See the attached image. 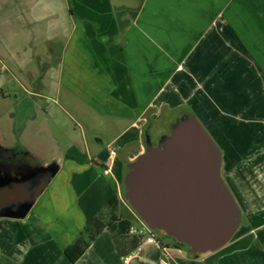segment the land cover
<instances>
[{
	"label": "crops",
	"instance_id": "crops-1",
	"mask_svg": "<svg viewBox=\"0 0 264 264\" xmlns=\"http://www.w3.org/2000/svg\"><path fill=\"white\" fill-rule=\"evenodd\" d=\"M6 83L53 103L84 152H62L26 218L0 225V264H264V0H0V90ZM187 117L221 151L241 212L232 238L191 254L148 232L121 257L103 231L70 262L65 249L119 180L122 189L120 159Z\"/></svg>",
	"mask_w": 264,
	"mask_h": 264
},
{
	"label": "water",
	"instance_id": "water-1",
	"mask_svg": "<svg viewBox=\"0 0 264 264\" xmlns=\"http://www.w3.org/2000/svg\"><path fill=\"white\" fill-rule=\"evenodd\" d=\"M219 147L194 118L125 166L121 196L151 232L186 245L191 254L214 252L237 231L241 212L221 174ZM58 171L35 173L0 186V219H25Z\"/></svg>",
	"mask_w": 264,
	"mask_h": 264
},
{
	"label": "rangeland",
	"instance_id": "rangeland-1",
	"mask_svg": "<svg viewBox=\"0 0 264 264\" xmlns=\"http://www.w3.org/2000/svg\"><path fill=\"white\" fill-rule=\"evenodd\" d=\"M7 84V83H6ZM24 101L22 103H33L37 108L35 109L36 120L31 126V131L28 132L25 142L28 143L33 148H41L45 153H48V150H51L58 156L62 157V152L69 149L71 145H76L81 148L84 152L83 139L81 138L80 131L75 129L73 122L62 112L60 111L53 103L45 102L43 100L34 99L31 96L25 94L23 91L19 90L14 83L10 85H5L0 90V115L5 114L11 110V106L16 102ZM7 114V113H6ZM160 135H167L169 133V126L163 123V119L156 123ZM36 132V133H35ZM43 137V141H38L37 137ZM75 140V142H74ZM159 139L153 143H159ZM75 143V144H74ZM129 148H136L135 144L131 145ZM138 149L135 150L132 160L133 162L138 156ZM123 152V151H122ZM128 152L124 151V154ZM115 153V152H114ZM112 158H117V154L111 156ZM122 157V156H121ZM120 168H125V162L120 159ZM103 174H108V171H103ZM118 182V181H117ZM121 182L119 180L116 193L120 195ZM137 217V216H136ZM138 218V217H137ZM134 219L133 228L136 231H140L145 238L148 237V232L150 230L138 219ZM9 224L8 220H2L0 225L7 227ZM138 231V232H139ZM155 235V234H154ZM161 236V235H160ZM156 237V235H155ZM167 239V238H166ZM169 240V239H167ZM171 242V241H170ZM172 243V242H171Z\"/></svg>",
	"mask_w": 264,
	"mask_h": 264
},
{
	"label": "flooded vegetation",
	"instance_id": "flooded-vegetation-1",
	"mask_svg": "<svg viewBox=\"0 0 264 264\" xmlns=\"http://www.w3.org/2000/svg\"><path fill=\"white\" fill-rule=\"evenodd\" d=\"M22 102L24 101L16 102L11 106V110L6 112L7 114L0 116V186L4 187L10 186L17 180L28 178L31 173H35L40 180L57 165L58 168L60 167V156L51 150L45 153L41 148H33L25 142L24 139L36 120L37 105L35 106L34 102ZM37 139L43 141V137L38 136ZM53 179L54 177L51 181ZM155 235L157 238L160 237V234L155 233Z\"/></svg>",
	"mask_w": 264,
	"mask_h": 264
},
{
	"label": "trees",
	"instance_id": "trees-1",
	"mask_svg": "<svg viewBox=\"0 0 264 264\" xmlns=\"http://www.w3.org/2000/svg\"><path fill=\"white\" fill-rule=\"evenodd\" d=\"M136 215L131 211L123 200L121 193H114L91 218L77 238L65 249L64 254L70 262H75L103 232L107 231L121 257H126L135 251L144 241L142 234H132L134 219ZM138 219V218H137ZM158 234V232H151ZM169 239L176 247H186V245L177 242L175 239L161 235L157 238L160 245L163 246V239Z\"/></svg>",
	"mask_w": 264,
	"mask_h": 264
}]
</instances>
